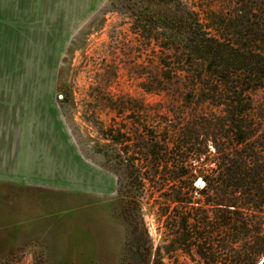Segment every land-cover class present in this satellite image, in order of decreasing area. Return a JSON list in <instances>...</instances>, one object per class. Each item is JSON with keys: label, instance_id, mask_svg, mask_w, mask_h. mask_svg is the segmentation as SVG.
Returning <instances> with one entry per match:
<instances>
[{"label": "rangeland", "instance_id": "374dc122", "mask_svg": "<svg viewBox=\"0 0 264 264\" xmlns=\"http://www.w3.org/2000/svg\"><path fill=\"white\" fill-rule=\"evenodd\" d=\"M127 1L6 0L0 7V20L18 19L21 28L34 26L36 42L40 40L35 47L42 51H17V62L32 60L36 77L40 69L43 95L55 102L53 110L74 142L73 166L66 177L73 181V190L31 193L0 188V264H192L189 256L169 247L173 232L164 224L161 209L170 205L172 210L177 204L167 199L169 186L158 191L164 176L141 186L134 180L135 172L126 171L132 164L148 178L151 165L177 161L173 152L155 160L128 143L117 145L116 154L100 132L103 127L136 123L164 128L178 123V117L182 124L191 117V107L183 102L143 90L153 57L124 13ZM20 32L25 45L26 30ZM50 47L57 50L49 51ZM107 94L139 104H126L129 111L117 115L106 107ZM254 100L264 104V91ZM177 110L184 116L175 114ZM51 118L60 140V125ZM209 147L213 151L211 143ZM25 202L39 208H24ZM178 207L173 214L183 211Z\"/></svg>", "mask_w": 264, "mask_h": 264}, {"label": "trees", "instance_id": "16d2710c", "mask_svg": "<svg viewBox=\"0 0 264 264\" xmlns=\"http://www.w3.org/2000/svg\"><path fill=\"white\" fill-rule=\"evenodd\" d=\"M123 5L153 57L143 90L198 108L187 111L191 117L184 124L178 117L164 128L136 123L100 132L116 154L117 145L128 143L155 160L173 152L177 161L151 165L148 178L135 165L126 166L141 186L163 175L158 191L170 187L167 199L177 205L161 209L173 232L170 248L192 264H264V104L254 100L264 91V0H128ZM106 96L107 109L117 115L129 111L126 104H139ZM178 205L183 211L173 214Z\"/></svg>", "mask_w": 264, "mask_h": 264}, {"label": "crops", "instance_id": "0c3cea01", "mask_svg": "<svg viewBox=\"0 0 264 264\" xmlns=\"http://www.w3.org/2000/svg\"><path fill=\"white\" fill-rule=\"evenodd\" d=\"M5 1L0 0V7L3 8ZM4 21L0 20V188L31 193L71 191L73 181L66 177L68 167L73 166V136L53 110L55 102L43 95L40 69L36 77L32 60L17 62L20 56L17 51H42L35 47L36 43L40 45V40L36 42L33 25L23 26L26 30L23 45L19 37L22 23L18 19L12 23ZM51 48L49 51L57 50ZM52 116L60 125V140L57 127H52ZM59 175H62L60 180ZM26 205L33 211L39 208L26 202L22 206L26 208Z\"/></svg>", "mask_w": 264, "mask_h": 264}, {"label": "bare ground", "instance_id": "6f19581e", "mask_svg": "<svg viewBox=\"0 0 264 264\" xmlns=\"http://www.w3.org/2000/svg\"><path fill=\"white\" fill-rule=\"evenodd\" d=\"M198 185L201 186V185H204V183L202 181H199Z\"/></svg>", "mask_w": 264, "mask_h": 264}]
</instances>
